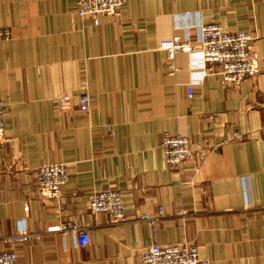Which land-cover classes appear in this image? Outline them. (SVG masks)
I'll return each mask as SVG.
<instances>
[{"label":"crops","instance_id":"1","mask_svg":"<svg viewBox=\"0 0 264 264\" xmlns=\"http://www.w3.org/2000/svg\"><path fill=\"white\" fill-rule=\"evenodd\" d=\"M77 4L0 0V30L11 31L0 36V236L42 235L0 249L15 250L17 264H146L155 242H191L213 264H264V0H126L99 24ZM205 23L256 33V76L227 86L218 65L203 75L189 52L169 57V41L197 45ZM166 131L187 135L205 159L169 165ZM45 163L69 166L57 198L38 189ZM106 188L124 193L126 221L89 211ZM143 215L160 218L153 226ZM64 221L86 227L90 243L57 231Z\"/></svg>","mask_w":264,"mask_h":264},{"label":"built area","instance_id":"2","mask_svg":"<svg viewBox=\"0 0 264 264\" xmlns=\"http://www.w3.org/2000/svg\"><path fill=\"white\" fill-rule=\"evenodd\" d=\"M126 0H78L75 14L82 18H93L95 24L100 23L101 16L119 15ZM1 37H10L9 29L0 30ZM257 35L251 30L226 31L218 23L200 25L198 44L193 45L189 39L178 37L169 41L166 48L169 57L174 58L178 51H186L192 55L194 66L199 67L201 74L206 75L216 64L220 67L221 83L227 86L240 85L249 77H254L260 71L258 55L254 49ZM174 68V65H171ZM202 77V76H201ZM87 79L81 83V92L78 95V110L87 113L91 108V95ZM193 79L188 85L189 95H193ZM70 97H63L61 108L69 107ZM6 121V107L0 97V133L4 131ZM162 146L166 162L171 165H180L190 159L199 157L205 159L203 150L196 151L187 135L166 131ZM70 179L69 166L66 163H45L37 169V185L40 194L45 197L57 198L61 189ZM90 212L107 213L115 223L126 221L124 193L114 188H106L93 192L87 202ZM155 226L160 217L143 215ZM57 231L72 233L78 243L85 247L90 243V234L86 227L73 221H64L56 226ZM40 232L21 229L16 233L1 235L0 240L5 244L24 243L30 240H39ZM142 261L146 264H213L210 259L200 257L198 247L191 242L160 244L153 243L141 253ZM18 254L12 249H0V264H17Z\"/></svg>","mask_w":264,"mask_h":264}]
</instances>
